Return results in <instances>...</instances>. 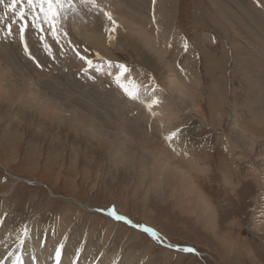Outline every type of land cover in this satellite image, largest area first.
<instances>
[{
    "label": "rangeland",
    "instance_id": "374dc122",
    "mask_svg": "<svg viewBox=\"0 0 264 264\" xmlns=\"http://www.w3.org/2000/svg\"><path fill=\"white\" fill-rule=\"evenodd\" d=\"M220 1L174 0L175 15L172 21V30L174 29L175 33L174 31L166 33L163 30L165 18L162 11L163 8L165 9V5H169V0H155V4L153 0H97V3L104 11L116 18L114 19L116 22L120 21V24L127 26L129 24L124 21L127 15L133 16L136 11H140L145 29H141L143 26L140 24L137 28L133 26L135 31L137 32L138 28L141 31H146L152 26L154 30L144 31V38L151 46L153 45L151 48L156 51V56L163 58L165 63L163 62L164 64L159 66L160 69L163 70L165 65L167 66V62L170 64L168 65L171 68L167 67L170 77L175 79L181 88L183 87L182 89L190 98L189 100L194 101L207 118V125H201V115L195 109L190 107L185 109L179 100L177 102L171 100L177 110L171 116L172 121L164 122L162 118L161 120L157 119V123H155L156 121L150 120L154 124L151 122L146 124L147 134L144 137L157 141V150H167L170 148V140L168 141L166 138L173 130L187 127L191 132L198 131L195 139H199L198 144L201 147L196 148L195 156L202 158L203 162L205 161L203 164H207L203 172L197 173L200 175L197 182L212 204L219 209L218 216L224 217L223 225H227L228 229L227 231L223 230V234L228 239L227 245L232 242L233 249H228L229 245L228 247L227 245L223 246L219 237L212 236L193 217H188L174 208L161 211L160 204H154L151 198H147L141 187L135 194H132L133 184L125 180L124 176L117 172L118 170L109 166L108 158H97L93 152H86L88 147L83 152V142L75 143L69 135V133H73L71 130L58 129L54 127V124L53 127L48 123L43 124L28 110L25 111L21 107L14 106L6 113L7 115L0 114V238L2 243L6 241L4 246L2 245L3 248L0 247V261L3 264H12L17 252L21 256V264H47L54 256L55 247L60 243L64 244L61 264H64L65 261V248L68 251L71 250V264L74 262L75 264H118L127 258H130L129 260L133 264H264V229L261 226L264 217L258 216L264 207V188L258 185L260 181H264V174H258V183L252 181L248 185L244 183L264 158V0ZM10 2L11 0H5V3ZM138 3L140 5H137ZM77 4L84 6L79 2ZM219 6L225 8L227 15L221 12ZM132 7L135 8L133 12L131 11ZM89 9L90 5L87 7L88 14L106 19L103 12ZM18 10L19 6H17ZM195 10L198 11V14L195 13ZM94 12L95 14H93ZM4 13L5 8L0 5V17H3L0 19V51L2 50L1 53L4 54L9 50L14 56V60L18 59L7 65L1 59L0 66L6 69L4 72L8 76L5 79L9 81V78L15 77L14 79H18L20 83L26 81L25 83L31 84L29 87L35 85L37 88L39 87L38 89L42 87L45 96L34 92L36 96L51 97L50 95L57 94L59 98L55 100L60 101L61 105L66 107L64 110L63 108L58 110L66 115L65 117L83 112L88 107L86 111L88 110L89 113L85 111L83 114L88 115L95 110L96 114L93 112L92 116L95 114L94 116L99 122L106 124V126L99 127L108 132L117 130L116 128L123 124H120L122 120L124 123L125 120H131L129 118L134 117L132 114H136V110H132L133 106L129 105L131 108L128 107V109L125 105L126 101L131 102V105L134 103V107L142 104L137 99H131L126 95L121 90L120 82L118 83L116 80L115 75L121 71L117 65L123 63L127 66L128 72L121 77L120 81L126 87L130 89L138 87L139 91L144 89V92L147 91L149 94L154 92L155 98L157 97L160 102L164 97L170 95L169 89L162 85V81H157V77H159L157 73L146 65L139 64L136 61V55L130 51L127 52L126 48L118 44L117 40L108 41V48L111 51L108 48H105L104 52L98 47L93 48L90 45L88 47L87 43L82 42L70 25L66 26L69 32L68 37L65 39L61 36L63 40L60 38L59 44L56 43L50 32L45 31L42 34L44 41H41V33L29 29L26 39L31 57L35 56V59H32L25 53L15 25L16 34L12 37L5 35V25L11 22L13 13L11 10H7L6 16ZM157 23L159 24L157 25ZM165 34L172 38L171 44H169L171 48L166 44L169 41L166 40ZM174 34L176 35L174 36ZM177 35L192 48H195L196 61L194 63L187 62L188 65H186L185 50L177 58L175 57L177 54H175L172 44L173 38L177 39ZM68 38L72 40V45H76L80 55L91 59L101 71L96 72L95 68H93L95 71L88 68L86 62L71 50ZM44 43L51 46V54H49V50L45 49ZM108 61L113 62L111 67ZM105 67H109V72H103ZM133 67H136L135 70ZM138 67L143 69L140 70ZM85 69L87 71H84ZM37 71L44 73L45 78L37 77ZM95 73H99V75H95ZM138 73L141 74H139L140 77ZM52 74L57 75L54 77L56 79L51 78ZM104 74L107 78L103 76ZM23 78L26 80H22ZM27 79L37 84L27 82ZM41 79L44 80V84H48L44 86ZM101 84L104 86L102 85V87ZM108 84L110 88H108ZM48 85L53 87L50 88ZM83 85L85 86L83 87ZM92 85L95 88H92ZM213 86L216 87L215 99ZM89 90H95L94 92L101 95V98L97 95L98 98L96 97L97 101H95L93 94L91 96L94 98L90 97ZM107 90L110 93L114 92L115 94H112L114 97L104 94ZM50 91L53 93H49ZM108 91L107 93H109ZM81 95H84V98H81ZM115 96L121 100L117 102ZM111 97L115 98L117 104H113ZM69 98L72 101H69ZM125 98L127 99L124 100ZM175 98L177 97L175 96ZM46 99L43 100L46 101ZM73 99L78 103H74ZM81 99H84L86 103L93 101L91 106L95 103V107H98L93 109L91 106L89 107L90 103L87 106ZM40 100L44 102L42 98ZM65 100L67 104L64 102ZM190 101L188 102L191 103ZM105 105H108V108ZM121 105L125 113L119 118V115L116 116V108L118 106L117 109H121ZM81 106H85V109L81 110ZM99 107L104 113L99 110ZM125 107L126 109H124ZM146 107L143 108L147 111L148 107ZM2 109L4 108L2 107ZM106 110H109V114L106 113ZM187 110L188 112H184ZM127 112L128 115H126ZM210 114L218 117L215 125L208 119ZM11 120L16 121L19 127H14ZM171 123L179 125L174 129ZM8 125L13 127L9 128ZM152 128H155V131ZM233 128L241 136L237 135L236 138V135L232 134ZM152 131L155 133L152 134ZM9 136H11L10 139ZM229 138H233L234 141L230 139L229 142ZM140 143L139 141L135 147L133 145L131 148L133 150L135 148L136 151L141 145ZM247 143H252V152L248 151ZM71 144L75 148H70ZM71 152L80 153L77 157L72 158ZM220 159H223L224 163L233 170L230 178L232 182L240 186L236 197L229 194L220 177V172L216 169L217 161ZM113 206L116 212L124 216L125 219L116 220L109 215L108 210ZM99 209L104 211H98ZM5 223L9 225L7 226ZM25 224L30 229V237L26 239L22 247L18 248L14 235ZM138 225L154 229L161 236V241L154 239ZM12 227L15 229L13 230ZM4 228L13 231L19 230L12 235L9 229L6 231ZM38 241L39 248L36 249ZM88 242H98L91 254L87 253L89 256L96 254L95 258H92V260L95 259L92 261L93 263L88 262L89 259L84 261L82 257L84 249L90 248ZM47 243L54 245L48 249ZM74 243L77 245L72 247ZM169 245H173V247H169ZM44 248L48 255L46 260L39 256V251ZM184 248H194L196 251L186 252L183 251ZM9 253L12 255L9 256ZM48 264H54V262Z\"/></svg>",
    "mask_w": 264,
    "mask_h": 264
},
{
    "label": "bare ground",
    "instance_id": "6f19581e",
    "mask_svg": "<svg viewBox=\"0 0 264 264\" xmlns=\"http://www.w3.org/2000/svg\"><path fill=\"white\" fill-rule=\"evenodd\" d=\"M141 1V0H140ZM164 1V0H163ZM168 1V0H167ZM213 1V0H211ZM220 1V0H219ZM224 1V0H223ZM227 1V0H226ZM230 1V0H229ZM228 1V2H229ZM232 1V0H231ZM238 1V0H235ZM240 1V0H239ZM243 0H241L242 2ZM134 2V1H133ZM221 2V1H220ZM234 2V1H233ZM136 3V2H135ZM149 3V2H147ZM146 3V4H147ZM156 3V2H155ZM166 3V2H165ZM216 3V2H215ZM226 3V2H224ZM235 3V2H234ZM168 4V3H167ZM221 5V3H219ZM232 4V3H231ZM244 4V3H243ZM137 5H140L139 3ZM151 5V4H150ZM164 5V4H163ZM248 5V4H246ZM108 6V5H107ZM115 6V5H114ZM154 6V4H153ZM238 6V5H237ZM244 6V5H243ZM135 7V6H133ZM131 8V11L133 12L135 8ZM138 7V6H136ZM149 7V6H148ZM165 9L163 8L162 14L165 18V23H164V29L166 33H169L170 31L173 32L174 29L172 30V21H173V17H174V12H175V4H174V0H169V5H165L164 6ZM218 7V6H217ZM246 7V6H245ZM157 8V7H156ZM219 8H221V12L226 14V11L219 6ZM218 8V9H219ZM76 11L73 12L71 10H69L68 12V21H67V25L71 26V28H73V30L76 32V34L80 37V39L82 40V42L87 43V46L89 47L92 46L93 48L98 47L100 49H103V51L105 50V48H108V32L105 30L106 27L110 28L111 24L109 21H107V19L104 18H99L96 17L92 14H88V10L87 7L76 4ZM108 9V8H107ZM148 9V8H147ZM151 9V8H150ZM154 10V8H153ZM216 10V9H215ZM238 10V9H237ZM122 11V10H121ZM136 11V10H135ZM196 14H198V11L195 10ZM249 11V10H248ZM252 11V10H251ZM93 12V11H91ZM120 13V12H119ZM124 13V12H122ZM136 13V16H134V14ZM133 16L131 15H127V20L124 19L125 22H127V24H129L128 26L125 24H120V21L117 22L118 27L116 28L117 32L115 31L114 36H115V41L117 40L118 44H121L122 46H124L128 51H130V53H134L136 55V61L141 64V65H146L150 70L153 69V71H155L157 73V75L159 77L157 81L161 80L162 81V85L164 87H167L169 89V94L168 97H162L163 99L161 100V102L157 105H154L152 110H149L147 107V111L144 110L145 106H147L148 103L151 102V100L155 97V95L153 93L149 94L147 91L144 92V89H141L139 91V96L137 101H139L143 107H141L142 105H136L134 107V103L131 102H127V108L129 106H133L132 110H136V114H132L134 117L129 118L131 120L127 121L124 123V121L120 122L123 123L122 125H119L118 128H116L117 130H114V132H108V131H103V129H101V127L99 126H106V124L101 123V121L99 122L98 119H96V116H94L95 110H93V112L95 113L93 116V112L90 113L91 114H83L85 113L86 108L85 106L89 105V107L92 105L93 101L87 102L84 99V104L86 103L85 106H81V110L84 108L85 111H81L79 113H74V114H70L69 117H65L66 115L60 113V111L58 110L59 108H63V110L66 108L65 106H62L60 103V101L55 100L56 98H59V96L57 94H52L53 91H50L49 93H51L52 95H50L49 93H47V95L49 94L51 97H44L45 92H43V88L41 87V89H38L37 86L35 87H29L31 84L29 83H20L17 80H15L14 78H9V81H7L5 78L8 77L6 76L7 74L4 72L3 67L0 66V114L3 115H7L6 113L12 109V107L16 106L18 108H22L23 110H28L29 113H31L33 115V117H36L37 119L39 118L40 122H43V124H51L50 126L53 127L52 125L54 124V127L58 128V129H63L66 131H72L73 133H69V135L72 137H70L71 139H73V141L75 143H82L84 146H82V151L85 152L86 151V147H88V151L86 152H93L95 154V156H97V158H108V164L109 166H112L113 168H115V170H118L117 172L121 173L125 180H127L128 182H130L131 184H133V188L132 189V194H135L136 191H138V189L141 187L146 194L147 198H151L154 204L159 205L160 210H164V209H168V208H174L175 210H177L178 212L180 211V213L186 214V216L188 217H193L195 219V221L201 225L203 228H205L207 231H209L212 236H217L219 237L220 241L223 243V246L226 247L227 245V240L226 239V235L223 234V230L227 231L228 227L227 225H223L224 222V217L222 216H218V212L219 209L216 208V206L214 204H212V202L209 200V198L206 196V194L204 193V191L202 190V188L200 187V184H198V177L200 176L199 172H203L206 164H203V160L202 158H199L197 156H195V151L196 148H199V139H195L196 138V133H198V131L196 132H191L189 131V129L187 127H181L179 129V132L177 134V136L169 141V147L167 148V150H157L156 148L157 146V141H152V139L149 138H145V134H147V126L146 124H149L151 121L155 122L157 119L161 120L162 118L164 119V122L166 121H172L173 118H171V116L173 114H175L177 112L176 108L173 106V101L177 102V100H179L180 103H182V106L185 109H188L189 107L191 109H195L196 112L201 115V125L206 124L207 125V118L205 117L204 113L202 112V110H200V107H197L194 101H190L189 97L187 96L186 92L183 91V87L181 88L179 83L177 84V81H175V79H173L172 77H170L169 75V71L167 70V67L170 65L168 62L166 63L167 66L165 65V68L160 69V65L162 66V64H164L165 62L163 61L162 57H157L155 52L151 47L150 43H148V40H146L144 38L145 32H148V30H154L152 28V26L150 28H148V30L146 29L141 31L138 28V31H135V28L133 26L139 27V25L141 24L143 27H141V29H145L144 25L145 23L142 22L141 20L143 19L142 14L140 13V11H136ZM219 13V12H218ZM246 13V12H244ZM95 14V12L93 13ZM99 14V13H98ZM220 14V13H219ZM239 14V13H238ZM149 15V14H148ZM156 15V14H155ZM247 15V14H246ZM123 16V15H122ZM121 16V17H122ZM125 16V15H124ZM251 17V16H250ZM124 18V17H123ZM149 18V17H148ZM116 19V18H114ZM121 19V18H120ZM145 19V18H144ZM152 19V18H151ZM155 19V18H154ZM116 21V20H115ZM149 21V20H148ZM164 21V20H163ZM122 22V20H121ZM151 22H149L150 24ZM159 23H157L158 25ZM66 25V26H67ZM148 25V24H147ZM151 25V24H150ZM160 27V26H159ZM163 27V26H162ZM69 28V27H68ZM137 30V29H136ZM145 31V32H144ZM154 32V31H153ZM29 33V32H28ZM161 33V32H160ZM175 33V31H174ZM51 34V33H50ZM143 34V35H142ZM150 34V32H149ZM159 34V33H158ZM171 34V33H170ZM178 34V33H176ZM174 34V36L176 35ZM75 35V34H74ZM143 37H142V36ZM148 35V34H147ZM146 35V36H147ZM151 35V34H150ZM164 35V34H162ZM166 35V34H165ZM77 36V37H78ZM161 36V35H160ZM167 36V35H166ZM151 37V36H150ZM154 37V36H153ZM162 37V36H161ZM63 38V37H62ZM61 38V39H62ZM65 38V37H64ZM66 39V38H65ZM154 39V38H153ZM63 40V39H62ZM69 40V38H68ZM80 40V41H81ZM166 40L169 41V43H166L167 45L171 44L172 38L170 37H166ZM72 41V40H71ZM160 41V40H159ZM35 43V41H33ZM79 42V41H78ZM80 42V43H82ZM111 42V41H109ZM3 43V42H2ZM185 41L181 39V37L179 38L177 35V39L176 37L173 38V48L175 49V57L177 58V56L179 54H181L185 48ZM83 44V43H82ZM117 44V43H116ZM2 45V44H1ZM31 45V44H30ZM78 45V44H77ZM155 45V44H154ZM171 45V46H172ZM188 48L185 55V59L186 60V65H188V63H194L196 61V56H195V48L193 50L192 46L190 44H188ZM14 46V45H13ZM76 46V45H75ZM83 46V45H82ZM86 46V45H85ZM119 46V45H118ZM3 47V45L1 46ZM61 47V46H60ZM166 47V46H165ZM164 47V48H165ZM170 47V45H169ZM169 47L168 50H169ZM6 48V47H5ZM4 48V49H5ZM63 48V47H62ZM84 48V47H83ZM97 48V49H98ZM117 48V47H115ZM171 48V47H170ZM108 50H110L108 48ZM125 50V49H124ZM165 50V49H164ZM167 50V51H168ZM2 51V50H1ZM0 51V61L2 59L3 63L10 64V63H14L17 60H14V56L12 55L11 52H5L4 54L1 53ZM6 51V50H5ZM35 51V50H34ZM62 51V50H61ZM106 51V50H105ZM104 51V52H105ZM111 51V50H110ZM163 51V50H162ZM15 52V51H14ZM36 52V51H35ZM170 52V50L168 51ZM167 52V53H168ZM17 53V51H16ZM21 53V52H20ZM56 53V52H55ZM99 53V52H98ZM103 53V52H101ZM107 53H111V52H107ZM106 53V54H107ZM166 53V54H167ZM174 53V52H173ZM184 53V52H183ZM37 54V53H36ZM112 54V53H111ZM134 54H132L134 56ZM94 55V53H93ZM105 55V54H103ZM102 55V56H103ZM56 56V55H55ZM160 56V55H159ZM35 57V56H34ZM21 58V57H20ZM19 58V59H20ZM41 59V58H40ZM175 59V58H174ZM23 60V59H22ZM113 60H115V58H113ZM133 60V59H132ZM1 61V62H2ZM14 61V62H13ZM24 61V60H23ZM100 61V60H98ZM134 62V61H133ZM164 62V63H163ZM188 62V63H187ZM18 63V62H17ZM56 63V62H55ZM68 63V62H67ZM66 64V63H65ZM69 64V63H68ZM66 64V65H68ZM105 64V63H104ZM102 64V65H104ZM124 64V63H123ZM169 64V65H168ZM17 65V64H16ZM19 65V64H18ZM138 65V64H137ZM136 65V66H137ZM192 65V64H191ZM226 65V64H225ZM5 66V65H4ZM9 66V65H8ZM7 66V67H8ZM69 66V65H68ZM77 66V65H76ZM107 66V65H105ZM139 66V65H138ZM172 66V65H171ZM28 67V66H27ZM143 67V66H142ZM170 67V66H169ZM20 68V67H19ZM31 68V67H30ZM106 69H103V72H107L109 67H105ZM134 70L136 67H133ZM171 68V67H170ZM173 68V67H172ZM25 69V68H24ZM36 69V68H35ZM62 69V68H61ZM71 69V66H70ZM93 70V68H91ZM138 69H140V67H138ZM143 69V68H141ZM140 69V70H141ZM145 69V68H144ZM174 69V68H173ZM6 70V69H5ZM146 70V69H145ZM144 70V71H145ZM172 70V69H171ZM28 71V70H27ZM41 71V70H40ZM67 71V70H66ZM69 71V70H68ZM95 71V70H93ZM101 71V70H100ZM112 71V70H111ZM42 72V71H41ZM37 71V77L39 78H45L46 75H44V73H41ZM64 72V71H63ZM97 72V71H96ZM109 72V71H108ZM139 72V71H137ZM143 73V71H141ZM27 73V72H26ZM30 73L31 70H30ZM36 73V71H35ZM56 73V72H55ZM58 73V72H57ZM94 73V72H93ZM114 73V72H113ZM134 73V72H133ZM153 73V72H152ZM46 74V73H45ZM66 74V73H65ZM92 74V73H91ZM90 74V75H91ZM99 75V73H95V75ZM140 73H138L139 75ZM30 75V74H29ZM34 75V74H33ZM53 76H51V78L57 77V75L52 74ZM137 75V76H138ZM141 75V74H140ZM139 75V77H140ZM144 75V74H143ZM155 75V74H154ZM61 76V75H60ZM74 76V75H73ZM102 76V75H100ZM104 77L105 74L103 75ZM116 76V75H115ZM187 76V75H186ZM11 77V76H10ZM27 77V76H26ZM176 77V76H175ZM178 77V75H177ZM182 77V76H181ZM83 78V77H82ZM107 78V77H106ZM125 78V77H124ZM12 79V80H11ZM26 80V78H23L22 80ZM38 79V78H37ZM56 79V78H54ZM76 79V78H75ZM100 79V78H99ZM30 81V79H29ZM27 79V82H29ZM38 82L40 81L37 80ZM44 80L41 79V83ZM131 81V80H129ZM144 81V80H143ZM150 81V80H149ZM22 82V81H21ZM30 82H34V81H30ZM50 82V81H48ZM77 82V81H76ZM96 82V81H95ZM102 82V81H101ZM35 83V82H34ZM107 83V82H105ZM110 83V81H109ZM159 83V82H158ZM37 84V83H35ZM44 84V82H43ZM48 84V83H46ZM46 84H44V86H46ZM51 84V82L49 83ZM93 84V83H91ZM96 84V83H95ZM104 84V83H103ZM101 84V86L103 85ZM121 84V81H120ZM124 84V83H123ZM137 84V82H136ZM140 84V83H139ZM142 84V82H141ZM144 84V83H143ZM41 85V84H40ZM107 86V84H105ZM109 85V84H108ZM188 85V84H187ZM186 85V86H187ZM43 86V85H42ZM43 86V87H44ZM49 86V85H48ZM79 86V85H78ZM85 85H83L84 87ZM104 86V85H103ZM102 86V87H103ZM50 88H52L53 86H49ZM92 88L94 87L93 85L91 86ZM81 89V87H79ZM95 88V87H94ZM98 88V87H97ZM110 88V85L109 87ZM85 89V88H84ZM83 89V90H84ZM164 89V88H163ZM42 90V91H40ZM48 90V89H47ZM51 90V89H50ZM53 90V89H52ZM91 90V89H90ZM89 90V91H90ZM103 90V89H102ZM122 90V89H121ZM213 97L215 99V95L214 92L216 90V87L213 86ZM75 91V90H74ZM82 92V90H80ZM88 91V92H89ZM90 91V97L94 98L95 97V101H97L96 99L99 97L101 98V95L97 94V92ZM108 91V90H107ZM104 93V94H110V96L114 93ZM117 91V90H116ZM34 92H36L37 94L41 93V95L36 96L34 95ZM47 92V91H46ZM104 92V91H103ZM101 92V93H103ZM146 93L144 95V93ZM61 93V92H60ZM78 93H80L78 91ZM85 93V91H84ZM83 93V94H84ZM91 94L94 95L91 96ZM115 94V93H114ZM113 94V95H114ZM156 94V93H155ZM98 95V97H97ZM112 95V97H114ZM84 95H81V98ZM87 96V95H86ZM108 96V95H107ZM166 96V95H165ZM175 96L177 98H175ZM74 97V96H73ZM97 97V98H96ZM111 97V98H112ZM116 97V101L118 102L119 100H121L119 98V100L117 99L118 97ZM172 97V98H171ZM40 98L46 99V101L41 102ZM64 98V96H63ZM84 98V97H83ZM86 98V97H85ZM157 98V97H156ZM108 99V98H107ZM110 99V97H109ZM114 99V100H113ZM127 98H125L124 100H126ZM130 99V98H129ZM128 99V100H129ZM74 100V99H73ZM173 100V101H171ZM192 100V99H191ZM69 101H72V99ZM113 104H117V102L115 101V98H112ZM115 101V102H114ZM131 101V100H129ZM188 101H190L191 103H189ZM50 102V103H48ZM64 102L67 101L65 100ZM74 103H76L77 101H73ZM83 102V101H82ZM107 104L108 102L105 101ZM59 103V104H58ZM78 103V102H77ZM125 103V102H124ZM123 103V105H124ZM72 104V103H70ZM82 104V103H81ZM95 103H93V106H91L93 109H96L97 107H95L94 105ZM97 104V103H96ZM105 104V103H104ZM109 104H111L109 102ZM119 104V103H118ZM120 104L121 101H120ZM73 105V104H72ZM77 105V104H76ZM79 105V104H78ZM98 105V104H97ZM100 105V104H99ZM124 105V106H125ZM129 105V106H128ZM106 107L108 105H105ZM110 106V105H109ZM2 107L4 109H2ZM56 107V108H55ZM75 107V104H74ZM95 107V108H94ZM115 107V106H114ZM122 105H121V109H117L116 108V113L119 118L120 116H123V109H122ZM188 107V108H187ZM77 108V107H75ZM100 108V109H99ZM98 109L100 111H102L101 107H99ZM108 108V107H107ZM110 108V107H109ZM113 108V107H112ZM131 108V107H129ZM128 108V109H129ZM142 108V109H141ZM83 109V110H84ZM91 109V108H90ZM89 109V110H90ZM126 109V107L124 108ZM127 109V111H129ZM5 110V111H3ZM78 110V108H77ZM76 110V111H77ZM183 110V109H182ZM98 111V110H97ZM99 111V112H100ZM109 111V110H108ZM108 111L106 110V113H108ZM125 111V110H124ZM176 111V112H175ZM191 111V110H190ZM74 112V111H73ZM78 112V111H77ZM103 112V111H102ZM132 112V111H130ZM129 112V113H130ZM184 112H188L184 111ZM183 112V113H184ZM86 113H89L88 110L86 111ZM101 113V112H100ZM104 113V112H103ZM133 113V112H132ZM153 113H155V115H153ZM213 114L215 112H212ZM109 114V113H108ZM85 115V116H84ZM99 115V114H98ZM107 115V114H106ZM126 115H128V112L126 113ZM125 115V116H126ZM148 115H150V117H147ZM1 116V117H2ZM103 116V115H102ZM108 116V115H107ZM130 116V115H129ZM210 118H208L212 124H214L215 122H217L216 120L218 119V117H215L214 115L210 114L209 115ZM106 117V116H105ZM109 117V116H108ZM115 117V116H114ZM143 117V119H141ZM75 118H77L75 120ZM123 118V117H122ZM121 118V119H122ZM154 118V119H153ZM116 119V118H115ZM120 119V120H121ZM128 119V118H127ZM176 119V118H175ZM178 119V118H177ZM105 120V119H104ZM103 120V121H104ZM108 120V119H107ZM151 120V121H150ZM181 120V119H180ZM10 121V120H9ZM12 121V120H11ZM52 121V122H51ZM116 121V120H115ZM106 122V121H105ZM113 122V121H112ZM117 122V121H116ZM115 122V123H116ZM149 122V123H148ZM151 122V123H153ZM159 122V121H158ZM163 122V121H162ZM119 123V122H118ZM157 123V121L155 122ZM14 124V127H19L18 124L16 123V121H12V125ZM154 124V123H153ZM152 124V125H153ZM168 124V123H167ZM158 125V124H157ZM172 127L175 129V127H177V125H179L178 123L176 124H172ZM215 125V124H214ZM233 125V123H232ZM10 125H8L9 127ZM151 126V124H150ZM185 126V125H184ZM7 127V128H8ZM13 127V126H11ZM9 127V128H11ZM108 127V126H107ZM153 127V126H152ZM156 127V126H155ZM203 127V126H202ZM92 128V130H91ZM29 129V128H28ZM168 129V128H167ZM105 130V129H104ZM110 130V129H109ZM113 130V129H112ZM111 130V131H112ZM149 130V129H148ZM152 130L155 131V128ZM173 130V129H172ZM9 131V130H8ZM140 131V132H139ZM152 131V134L153 132ZM164 132V131H162ZM161 132V133H162ZM12 133V132H11ZM10 133V134H11ZM155 133V132H154ZM144 134V135H143ZM232 134L241 136L237 133V131L235 130V128H233ZM12 135V134H11ZM156 135V134H155ZM133 136V138H132ZM153 136V135H152ZM163 136V135H162ZM142 137V139H141ZM154 137V136H153ZM152 137V138H153ZM11 138V136H9V139ZM15 138V136H14ZM126 138V140H125ZM8 139V138H6ZM156 139V138H155ZM167 139V138H166ZM230 139H232L231 141H234L233 138H229V142ZM139 141L141 142L140 146L138 147V149L135 151V148L133 150V148H131L133 145L135 147V144H138ZM167 141V143H168ZM227 141V140H226ZM153 142V143H152ZM150 143H152L150 145ZM156 143V145H155ZM150 145V146H149ZM250 145V146H249ZM72 147L70 148H75L72 144ZM157 146V147H156ZM201 147V146H200ZM254 147V146H253ZM77 148V147H76ZM173 148V149H172ZM197 148V149H198ZM247 149L249 152H252V143H247ZM80 152H71V157L75 158L79 155ZM81 157V156H80ZM177 157V158H175ZM82 158V157H81ZM237 159V158H236ZM105 161V160H104ZM98 162V161H97ZM236 162V161H235ZM262 163L260 165H258L259 167H256V170L253 172V174L249 177V179H246V185L249 184V182H255L258 183V174L262 173L264 174V158H262ZM259 164V163H258ZM248 165V164H247ZM209 166V165H208ZM207 168V167H206ZM239 168V167H238ZM216 169H218V172H220V177L222 178L223 182H224V186L226 187V189H228L229 194L231 196L235 195V197L238 195V190L240 187L238 184H236L235 182H232L231 175L233 174V170L229 167V165L224 163L223 159H220L219 161H217V166ZM121 170V171H120ZM250 170V169H249ZM228 171V172H227ZM205 172V171H204ZM250 172V171H249ZM114 173V172H113ZM118 173V174H119ZM208 173H210L208 171ZM205 174V173H203ZM202 174V176H203ZM197 177H195V176ZM206 177V176H205ZM214 177V176H213ZM227 179H229L230 181H228ZM238 179V178H237ZM235 181V180H234ZM264 181H260V184L258 183L259 187L264 188ZM129 183V184H130ZM126 184V183H125ZM123 184V185H125ZM128 184V183H127ZM132 187V186H131ZM245 187V186H244ZM264 197V196H263ZM255 197H254V201H255ZM264 199V198H263ZM5 200V199H4ZM221 214V213H220ZM12 216V215H11ZM259 217H264V207L262 209V211L260 212V214L258 215ZM19 217V216H18ZM21 222V221H20ZM264 221H261V226L264 229ZM6 224V223H5ZM7 226L9 224H6ZM12 226V225H11ZM6 227V226H5ZM227 227V228H226ZM17 228V227H16ZM226 228V229H225ZM9 229V228H8ZM7 228L4 230H8ZM13 229V227H12ZM9 229V232L15 234L16 231ZM44 229V228H43ZM46 230V229H45ZM50 230V229H49ZM43 234V233H42ZM5 235V234H4ZM10 235V234H9ZM16 237V235H14ZM2 237V235H1ZM7 237V236H4ZM10 237V236H9ZM13 238V242H14V237ZM53 238V237H52ZM5 239V238H4ZM8 239V238H7ZM11 239V238H10ZM9 239V240H10ZM2 239L0 238V247L1 249L3 248L2 245L4 243H2L1 241ZM6 240V239H5ZM40 241V240H39ZM39 241L37 242V246L36 249L39 248ZM99 241V240H98ZM81 242V241H80ZM83 243V242H82ZM87 243V242H86ZM89 243V242H88ZM98 243V242H97ZM97 243L94 242H90L89 243V249H84L83 251V259L84 261H87V259H89L88 262H92L95 259L92 260V258H95L94 254L93 256H89L87 255V253L91 254V251H93L96 246ZM13 244V243H12ZM48 244V243H47ZM10 245V242H9ZM53 243H50L47 245L48 249H51L53 247ZM75 245H77V243H74V245H72V247H75ZM229 245V247H228ZM227 245L228 249L231 248L233 249L232 242H229ZM4 246V245H3ZM8 246V243H7ZM9 247V246H8ZM7 247V248H8ZM71 248V247H70ZM73 249V248H72ZM93 249V250H92ZM2 251V250H1ZM96 252V251H95ZM4 253V252H2ZM64 256H65V261L64 264H71L70 263V258H71V250L68 251L67 248L64 249ZM50 255V254H49ZM234 255V254H233ZM39 256L42 257L44 260H46L48 258L46 249L44 248L41 249L39 251ZM2 258V257H1ZM130 258L127 259H123V261L119 262L118 264H133L131 263L129 260ZM67 261V263H65ZM53 259L51 258V260L48 263H53ZM47 263V264H48ZM93 263V262H92ZM89 264V263H88Z\"/></svg>",
    "mask_w": 264,
    "mask_h": 264
},
{
    "label": "snow or ice",
    "instance_id": "6c2138e0",
    "mask_svg": "<svg viewBox=\"0 0 264 264\" xmlns=\"http://www.w3.org/2000/svg\"><path fill=\"white\" fill-rule=\"evenodd\" d=\"M79 2L83 4L85 7H89L90 9H96L99 12H103L107 21L110 22L111 27H106V31L108 32L109 41L114 40V33L116 28L118 27L117 22L114 20L112 15L103 10V8L97 3V0H11L10 3H5V0H0V5H3L5 8L4 15H7V10H11L13 13V19L10 23H7L4 28V33L7 37H12L15 35L14 25L18 29L19 40L23 45L25 53H27L31 57V53L29 52L28 42L26 39V33L29 29H34L37 32L41 33L40 40L44 41V36L42 35L45 31L51 33L56 43H60L61 36L67 38L69 32L67 31L66 25L68 21V12L69 10L75 12L76 4ZM155 4V0H153ZM17 6H19V10L17 11ZM3 17H0L2 19ZM47 26V27H45ZM68 44L71 47V50L75 52V54L82 60H84L88 66V68H95L96 71H100L99 67H96L93 64L91 59H88L86 56H81L80 52L77 50V47L72 45V41L68 40ZM45 49L49 50V54H51V46L47 43H44ZM185 51H187L188 45L185 43L184 45ZM35 59L34 57H31ZM109 66L111 67L113 62L108 61ZM121 71L116 74V80L119 83L121 77L124 76L126 72H128V68L126 65L119 64L117 65ZM84 71H87L85 69ZM94 78V77H90ZM120 87L128 95L131 99H138L139 96V88L126 87L124 84H120ZM160 101L158 98H153L150 103L147 104L149 110H152L154 105L159 104ZM155 115V113H153ZM179 132V129L173 130L167 137L168 140H173ZM98 211H104L103 209H99ZM109 215L113 216L116 220L125 219L124 216L119 215L115 207L113 206L108 210ZM131 223V221H129ZM142 227L146 233H149L154 239L161 241V236L154 229L150 227H146L143 225H138ZM30 237V229L28 225H23L19 232L16 234L17 247L20 248L25 244L26 239ZM64 247L63 243H60L54 249V256L52 259L54 260V264H61L62 260V249ZM169 247H173V245H169ZM183 251L186 252H195L194 248H184ZM12 253H9L11 256ZM0 264H3L0 261ZM12 264H21V256L19 252L16 253L15 259L12 261ZM75 264V262H74Z\"/></svg>",
    "mask_w": 264,
    "mask_h": 264
}]
</instances>
